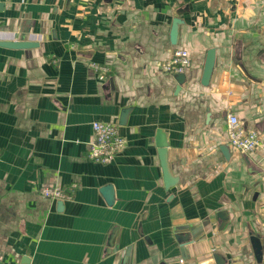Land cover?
Returning a JSON list of instances; mask_svg holds the SVG:
<instances>
[{"label":"crops","instance_id":"obj_1","mask_svg":"<svg viewBox=\"0 0 264 264\" xmlns=\"http://www.w3.org/2000/svg\"><path fill=\"white\" fill-rule=\"evenodd\" d=\"M0 17V41L37 42H0V264H264V0H0ZM177 47L182 84L162 67ZM230 113L253 151L231 146ZM96 119L126 139L108 162L88 157Z\"/></svg>","mask_w":264,"mask_h":264},{"label":"built area","instance_id":"obj_2","mask_svg":"<svg viewBox=\"0 0 264 264\" xmlns=\"http://www.w3.org/2000/svg\"><path fill=\"white\" fill-rule=\"evenodd\" d=\"M1 25V17H0ZM191 63V57L186 48L177 47L174 49L172 57L162 64V67L169 72H182ZM99 70V77L104 79L107 75L108 67L94 64ZM94 130V141L88 153V157L98 162H108L113 155L122 149L126 144V139L120 134L116 123L96 119L92 123ZM228 135L231 146L242 152L253 151L260 143L261 135L257 129H248L240 121L235 113L228 115ZM1 153V151H0ZM41 193L47 197L65 199L71 194L60 186H43Z\"/></svg>","mask_w":264,"mask_h":264},{"label":"water","instance_id":"obj_3","mask_svg":"<svg viewBox=\"0 0 264 264\" xmlns=\"http://www.w3.org/2000/svg\"><path fill=\"white\" fill-rule=\"evenodd\" d=\"M181 12V11H179ZM182 22V18H180L179 16L175 17L173 20V24H172V28H171V40L173 43L177 42V34H178V28H179V24ZM1 44L6 45V46H11V47H32L35 46L37 42L33 41V40H28V39H14V40H1L0 41ZM214 48L209 49L208 53H207V57H206V62H205V66H204V73H203V83L207 84L209 81V77L210 74L212 72V68H213V62H214ZM174 76L176 77V79L178 80V82L180 84H182L185 81V77H186V73L185 71L182 72H176L174 74ZM129 112V108H124L122 110V117H121V121H125L127 113ZM166 146H167V142L163 141L160 145V149H159V153H160V159H161V165H162V169H163V176H164V182L165 185L167 187H170L171 185L175 184V178L172 176L168 164H167V157H166ZM222 149L224 151V153L226 154V156L229 155V146H222ZM101 191L104 193L107 201L109 203L113 202L114 199V188L111 184H107L105 186H103L101 188ZM63 202V201H62ZM62 204V203H61ZM220 218H221V223H220V228H223L229 219V214L228 211L225 209H221L219 210L218 214H217ZM114 236V231L111 235V239ZM178 239L180 241H182L183 239H187V237L185 235H178L177 236ZM251 243L253 245L254 251L256 254H260L262 252V242L260 239V236L258 233L253 232L251 234ZM112 242L109 243V245H111ZM214 258L216 260V262L218 264H221L223 262H225V258L223 257V255H221L218 252L214 253ZM156 264H168L166 261H159Z\"/></svg>","mask_w":264,"mask_h":264}]
</instances>
